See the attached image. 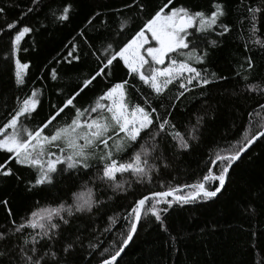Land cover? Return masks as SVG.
Returning <instances> with one entry per match:
<instances>
[{
    "label": "snow or ice",
    "instance_id": "snow-or-ice-1",
    "mask_svg": "<svg viewBox=\"0 0 264 264\" xmlns=\"http://www.w3.org/2000/svg\"><path fill=\"white\" fill-rule=\"evenodd\" d=\"M42 3L43 0H29L26 11L0 27V34L9 37L7 59L15 64L17 86L25 84L23 70L29 67L22 62L21 41L37 31L27 18ZM47 7L51 9L52 3ZM124 7L129 13H145L147 18L130 30L129 25L135 23L136 18L121 12L125 18L120 20L119 30L108 37L112 42L102 53L94 44H89L91 38L81 31L82 43L88 48V54L96 57V66L63 94L57 104L50 106L43 120L38 123L33 120L41 104L35 90L22 102L17 98L18 103L0 119V180L14 179L28 193H50L53 188L59 189L61 183L70 182L69 187L59 189V197H50L55 206H41L36 202L37 210L30 208L29 215L22 219L16 217L10 199L0 198V208L5 213V221L0 224V244L3 245L0 264H77L75 257L85 247L83 234L66 236L64 233L72 227L73 220L79 218L78 214H93L106 206L107 200L94 191L97 182L110 188L113 196H127L135 190L134 186L151 185L161 166L172 167L169 156L161 152L162 146L171 145V156L177 161L198 146L197 132L204 117L197 116L192 131L185 135L176 123L178 117L187 115L181 112L179 105L194 90L227 81L232 74H217L207 67L206 46L219 43L215 39L208 40L207 36L215 33L223 37L231 31L223 19L228 15L226 0H212L208 9L190 6L182 0H162L152 6L151 11H148V0H130ZM236 11L238 20L243 18L242 28L247 22L251 45L245 41L240 71L233 70L238 78L235 91L237 98L256 96L245 110L240 140L236 144L228 142L209 154L201 176L194 183L161 184L160 190L141 193L122 213L107 216L111 223L102 231L95 227V221L90 223L86 231L95 243L90 240L87 245L91 250L88 255L101 249L98 264H119L118 258L146 220L151 219L161 231L168 232L167 218L174 205L215 202L231 186L236 168L250 150L258 143L264 144V78L254 77V54H249L253 47L264 52V39L260 38L264 37L261 31L264 29V0H237ZM5 13V6H0V17ZM72 14L71 0H62L52 12L59 22L70 21ZM99 17L100 13L92 15L88 23L93 24ZM80 59L76 46H72L66 63L72 66ZM118 68L124 70L123 78H116ZM52 78H56L55 70ZM137 82L146 86L149 95L141 94V102H130L129 90L140 92ZM170 86L176 88L171 99L165 94ZM89 92L93 96L85 100ZM201 97L208 98L203 91ZM150 161H160V164ZM22 170H28L30 175L25 177ZM74 175L76 180L87 177L92 183V187L87 183L82 185L87 188V196L73 190L76 187ZM118 176L129 179L120 182ZM254 191L249 190L248 196ZM103 194L106 195V191ZM256 198L262 202L259 213L264 216V185ZM256 214L257 209H251L250 215ZM114 229L119 232L117 239L109 236ZM256 235L250 233V238ZM260 235L264 236V232ZM102 236H109L111 248L103 247L104 240L99 238Z\"/></svg>",
    "mask_w": 264,
    "mask_h": 264
},
{
    "label": "trees",
    "instance_id": "trees-1",
    "mask_svg": "<svg viewBox=\"0 0 264 264\" xmlns=\"http://www.w3.org/2000/svg\"><path fill=\"white\" fill-rule=\"evenodd\" d=\"M71 2L73 14L68 22H59L52 15L62 0H54V2L43 0L40 7L27 18V22H30L37 31L21 41L22 62L29 64V67L23 70L25 73L23 86H17L15 83L14 67L10 65L6 72L1 50L9 37L0 34V92L11 89L15 103L12 104L13 107L18 103L17 98L22 102L31 91H37L41 104L38 114H34L33 117L36 123L44 119L51 105L57 104L63 94L67 93L78 80L86 78L96 66V57L90 56L88 48L82 43L81 31L86 32L91 38L89 44H94L102 53L107 44L112 42L108 37L119 30V22L125 18L121 12L136 18L135 23L129 25L130 30L147 18L145 13H129L124 5L130 0H71ZM161 2L162 0H148V11ZM182 2L208 9L212 0H182ZM49 3H52L51 9L47 7ZM9 4L13 7H8ZM0 6L6 8V13L0 17V27H2L5 21L11 22L18 18L30 4L29 0H0ZM226 6L228 15L223 19L231 31L223 37H217L215 33L207 36L208 40L215 39L219 42L216 46H206L209 53L207 67L217 74L225 76H229L230 72L232 74L227 81H220L203 90H194L179 105L181 112H186L187 115L178 117L176 123L178 130L185 135L192 131L197 116L204 117L197 132L198 146L194 151L179 157L178 161L171 156V145L162 146L161 152L169 156L172 167L165 169L161 166L151 185L134 186L135 190L127 196L123 194L113 196L110 188H105L97 182L94 191L101 199L107 200L106 206L93 214H78L79 218L73 220L72 227L64 233L66 236L72 233L83 234L85 247L75 257L77 264H88L89 260L91 264H98L101 259L99 255L101 249L93 255H88L91 250L87 249V245L91 236L86 228L90 223L95 221V227L102 231L111 223L107 216L122 213L133 198L141 193L160 190L161 184L194 183L201 176L204 161L209 154L226 146L228 142L236 144L240 140L242 127L245 125V110L253 103L256 96L249 94L237 98L235 89L238 87V78L235 76V71H240L239 63L243 59V45L248 40L249 30L247 22H244L245 27L242 28L243 18L239 20L237 18V0H226ZM96 13H100V17L94 20L93 24H89L88 19ZM261 31L264 32V29ZM260 38L264 39V37ZM248 43L251 45L250 40ZM74 45L81 59L79 63L70 66L66 63L67 52L71 51ZM249 54H254L256 64L254 77L264 78V52H259L253 47ZM53 70L56 72L55 79L52 78ZM123 77L124 70L118 68L116 78ZM137 88L140 92L129 90L130 102H141V94L149 95L146 86H141L137 82ZM201 91L208 97L206 100L202 99ZM240 91L243 92L242 86ZM175 93L176 88L170 86L165 94L171 99ZM92 96L93 93L89 92L84 99L88 100ZM150 162L160 164V161ZM22 174L25 177L30 175L28 170H22ZM128 179L127 176L117 177L120 182ZM73 181L76 184L73 190L87 196V188L82 185L87 183L88 187H92L88 178L76 180L74 175ZM69 184L70 182L65 181L59 185V189L67 188ZM262 185H264V144L258 143L236 168L231 186L219 199L215 202L174 205L173 209L169 210L170 214L167 218L168 232L161 231L151 219L146 220L139 228L133 242L119 258V264H264V236L260 235L264 232V216L259 213L262 202L256 198ZM59 189L53 188L50 193H28L24 191L23 185L17 184L14 179L0 180V198L10 199L16 217L21 219L29 215L30 208L37 210L34 207L36 202L41 206H55L50 197H59L61 195ZM252 189L255 191L249 197L248 192ZM105 191L106 195L103 194ZM109 197L112 199H108ZM246 208L248 211H245ZM251 209H257V214L250 215ZM4 221L5 213L0 208V224ZM119 228L120 225H117L116 229ZM116 229L109 234L113 239L119 238ZM253 232L257 235L250 238V233ZM109 236L99 237L104 240L103 247H112ZM173 237L175 240L172 239ZM91 242L95 243V240ZM0 247L3 245L0 244Z\"/></svg>",
    "mask_w": 264,
    "mask_h": 264
},
{
    "label": "rangeland",
    "instance_id": "rangeland-1",
    "mask_svg": "<svg viewBox=\"0 0 264 264\" xmlns=\"http://www.w3.org/2000/svg\"><path fill=\"white\" fill-rule=\"evenodd\" d=\"M9 43L10 41L8 40L2 47L1 53L2 56H4V60L3 64L4 67L7 69L6 72H8L9 70V66L11 65V67H14L15 69V65L13 62H9L7 57L9 56ZM11 89L6 90L5 92H0V119H3L5 113L12 108V104L14 103V97L11 93Z\"/></svg>",
    "mask_w": 264,
    "mask_h": 264
},
{
    "label": "water",
    "instance_id": "water-1",
    "mask_svg": "<svg viewBox=\"0 0 264 264\" xmlns=\"http://www.w3.org/2000/svg\"><path fill=\"white\" fill-rule=\"evenodd\" d=\"M127 249V248H126ZM119 259V258H118Z\"/></svg>",
    "mask_w": 264,
    "mask_h": 264
}]
</instances>
